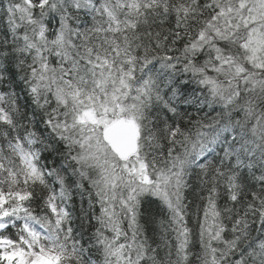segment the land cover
Returning a JSON list of instances; mask_svg holds the SVG:
<instances>
[{"label": "snow or ice", "instance_id": "obj_1", "mask_svg": "<svg viewBox=\"0 0 264 264\" xmlns=\"http://www.w3.org/2000/svg\"><path fill=\"white\" fill-rule=\"evenodd\" d=\"M0 264H264V0H0Z\"/></svg>", "mask_w": 264, "mask_h": 264}]
</instances>
